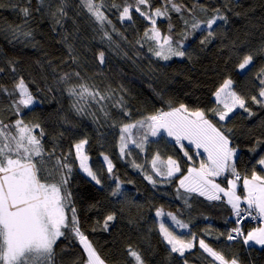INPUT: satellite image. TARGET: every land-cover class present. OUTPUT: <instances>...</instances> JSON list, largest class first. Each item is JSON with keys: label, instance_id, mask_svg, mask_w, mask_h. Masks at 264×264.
<instances>
[{"label": "trees", "instance_id": "obj_1", "mask_svg": "<svg viewBox=\"0 0 264 264\" xmlns=\"http://www.w3.org/2000/svg\"><path fill=\"white\" fill-rule=\"evenodd\" d=\"M102 2L101 11L111 21L103 26L82 0H44L42 7L39 0L30 3L0 0V69H3L0 89H7L0 90V121L12 124L23 119L29 126L41 125L45 150L54 149L56 157L67 156V162L72 165L66 185L71 193V205L76 209L81 232L104 264H136L129 249L136 251L144 264H219L200 248V239L227 260L236 258L239 264H264V249L245 246L242 240L227 239L237 225L224 197L209 201L182 189L177 192L179 179L187 174L188 167L199 166L200 160L205 159L202 155L196 156L193 149L190 152L193 161L189 162L175 141L165 134L149 136L143 150L128 142L126 154H120V129L124 124L181 104L191 105L204 111L208 119L227 132L231 147L237 150L234 164L241 178H251L253 171L264 175L258 163L264 158V106L251 100L252 96L258 97L260 74L264 70V0H175L182 6V12L170 11V19H158L157 26L163 35H171L174 47L183 43L186 55L169 60L149 51L156 46L144 39L150 24L139 13L133 9L131 21L119 19L125 0ZM93 3L99 4L101 0ZM163 3L164 0H151L153 8ZM23 7L31 9L27 18L20 11ZM215 9L231 21L220 37H209L210 42L201 44L200 40L209 31L205 29L197 31L195 37L183 39L193 22L203 24L215 14ZM19 26L30 31L31 36H14L13 29ZM101 52L103 63L99 59ZM248 54L253 60L242 73L238 64ZM20 78L38 103L30 108L21 106L18 116L13 106L18 93H10H14V84ZM226 79L233 81L234 91L245 99L251 116L240 108L225 121L214 116L212 109L223 108L216 103L214 93ZM80 85L107 98L97 103L90 97L80 100L69 95V88L79 91ZM74 104L83 106L84 111L78 113ZM145 131L133 128V139L139 141ZM85 138L86 154L101 180L100 185L91 181L75 159L73 146ZM156 154L162 160L169 156L178 160L181 172L169 180L156 176L151 166ZM104 156L113 163L112 174L107 171ZM146 174L157 183H149ZM226 174L217 181L227 187L233 177ZM59 178L55 176L56 180ZM117 184L121 194L113 196ZM240 194L243 195V188ZM157 210L165 215L157 217ZM168 213L188 227L176 230ZM108 215L115 219L105 229ZM161 223L180 238L192 241L193 247L184 256L170 251L171 246L159 230ZM244 227L247 233L259 226ZM64 232L54 247V264H86L87 255L79 239L70 229Z\"/></svg>", "mask_w": 264, "mask_h": 264}, {"label": "snow or ice", "instance_id": "obj_2", "mask_svg": "<svg viewBox=\"0 0 264 264\" xmlns=\"http://www.w3.org/2000/svg\"><path fill=\"white\" fill-rule=\"evenodd\" d=\"M39 2L42 7L44 0H39ZM82 3L101 26L105 22L111 24V21L101 11L102 0L99 4L93 3V0H82ZM113 7L119 6L113 4ZM133 9L150 24V28L144 32V39L154 42L156 47L149 48L154 56L169 60L173 57L183 58L186 55L184 44L179 43V46L174 47L171 35H163L157 26L158 19H170V11L181 13L183 10L181 5L175 3V0H164L161 7L153 8L151 0H133L132 3L125 0L123 8L120 10L119 19L122 22L131 21ZM20 11L25 18L31 15L29 7H23ZM214 11L215 14L203 24L200 21L193 22L190 26L191 31L185 33L183 39L187 40L189 36L195 37L197 31L206 29L209 31L204 39L200 40V43L210 42L209 37H214L215 33L212 29L217 21H227V17L221 14L219 9ZM187 24L188 21L185 20V25L187 26ZM168 27L170 32L172 25L169 24ZM13 35L29 37L31 32L24 31L23 26H19L17 29H13ZM107 35L105 33V36ZM108 38L110 39V37ZM99 59L101 63L104 62L103 52L99 54ZM252 60L251 54L244 55L238 64V69L243 73L251 65ZM77 75L79 74L77 73ZM259 83L261 87L258 97L252 96L251 100L255 104L264 106V70L260 74ZM232 84L231 79H226L214 93L216 103L223 105L222 109L211 110L219 121H225L237 108L243 109L249 116L253 114L246 107L245 99L232 90ZM0 90L7 91V89ZM68 91L69 95L78 96L80 100L90 97L99 103L107 98L98 91H91L85 85H80L79 91L76 88H69ZM16 93H18V97L13 106L16 115L19 116L21 106L30 108L35 103V99L23 78L14 84V93H10V95ZM73 107L78 113L84 111L83 106H78V104H74ZM137 127L146 129L139 141L134 140L132 136V129ZM37 129H39L38 133ZM120 132L121 156L126 154L125 149L128 147V142L134 143L137 148L143 150L148 137L159 136L161 132L166 133L175 141L189 162L193 161V156L190 155L193 148L198 157L202 153L206 154V159H201L198 167L194 164L188 167L187 174L179 179L177 192L179 193L180 189H183L186 193L198 194L209 201L221 200V194H223L226 203L231 206L232 213L237 218L238 225L228 233L227 239L232 241L239 237L242 238V243L245 246L256 245L264 249V226L255 227L247 233L239 227L243 220L248 218L259 219L264 223V175L253 171L251 178H241L234 164L237 150L230 146L231 141L227 132L208 119L204 111L189 110L184 104H181L169 111H158L135 123L124 124ZM44 136L45 132L39 124L29 126L23 119H17L12 124L0 121V264H54V247L60 237L65 235L64 229L66 228L70 229L79 239V243L87 254L86 264H104L87 237L81 232L75 207H69L71 193L67 190L66 185L72 165L67 162V156L56 157L54 149L52 152L45 150ZM184 141H187V145L192 148L186 147ZM87 143L88 140L85 138L74 144L75 159L79 162V168L91 178V181L100 185L101 180L88 163L89 157L85 153ZM71 154L69 152V155ZM104 161L107 163L108 173L112 174L114 167L112 161L108 156H104ZM258 163L264 169V158H260ZM134 166L140 167L136 164ZM151 166L155 175L164 180H169L181 172L180 163L171 156L162 160L160 155L156 154L151 161ZM225 173H230L233 177L228 181L227 188L215 181L216 177ZM56 175H59V180L55 179ZM145 179L153 185L157 183L151 175L146 174ZM241 180L243 196L237 193V182ZM120 194V186L117 184L112 195ZM185 202L187 203L186 198ZM242 204L247 207H242ZM69 211L72 214L70 222L67 215ZM164 215L162 210H157V217ZM167 215L178 228L188 227L171 213ZM114 219L113 215L106 217L105 229ZM159 230L164 241L171 246L172 253L184 256L185 251L193 247L192 241L180 238L174 234V231L165 227L164 223L160 224ZM199 246L219 264H239L236 258L227 260L203 239L199 240ZM129 254L135 259L136 264H144L136 251L129 249Z\"/></svg>", "mask_w": 264, "mask_h": 264}, {"label": "rangeland", "instance_id": "obj_3", "mask_svg": "<svg viewBox=\"0 0 264 264\" xmlns=\"http://www.w3.org/2000/svg\"><path fill=\"white\" fill-rule=\"evenodd\" d=\"M231 21L229 20V19H227V21H220V20H218L217 21V23L213 26V31H214V33H215V35H214V37L215 38H218V37H220V35L222 34V32H224V30H225V28H226V26H227V24L228 23H230ZM232 90H234L233 89V84H232ZM35 99V98H34ZM216 99V98H215ZM38 103V101L35 99V103L31 106V107H33L34 105H36ZM187 108H189V110H197L194 106H191V105H185ZM133 130V129H132ZM163 134H165V135H167L166 133H162L161 132V134L159 135V136H163ZM156 137H158V136H156ZM169 139H170V141H172V142H174V140H172L170 137H168ZM184 144H186V146H188V147H190V148H192V146H190V145H187V141H184L183 142ZM230 146H231V144H230ZM85 147H86V145H85ZM85 153H86V149H85ZM202 155H204L205 157H206V154H203L202 153ZM88 163H89V166H90V161H88ZM91 167V166H90ZM196 167H198V165H196ZM86 174V173H85ZM87 175V174H86ZM222 177V176H221ZM225 177V176H224ZM90 178V177H89ZM231 179H233V178H230L229 180H231ZM218 180V177H216L215 178V181L217 182V183H220L219 181H217ZM221 184V183H220ZM237 184H238V187H237V193L239 194V195H241L240 194V189L242 188V184L240 183V181H238L237 182ZM221 186L222 187H225V188H227L225 185H222L221 184ZM183 190V189H182ZM184 191V190H183ZM221 196L223 197V194H221ZM241 196H243V195H241ZM225 200H226V198H225ZM243 205V204H242ZM230 206V205H229ZM246 206V205H245ZM69 207H72V205L70 204L69 205ZM243 207V206H242ZM67 215H68V218H69V222L71 221V212L69 211L68 213H67ZM235 217V216H234ZM236 218V217H235ZM179 220V219H178ZM263 226H264V224H263ZM165 227H166V225H165ZM168 227V226H167ZM169 228V227H168ZM175 228H176V230H177V226H175ZM253 229V228H252ZM169 230H170V228H169ZM170 231H172V230H170ZM60 239H61V237H60ZM87 255V254H86Z\"/></svg>", "mask_w": 264, "mask_h": 264}, {"label": "built area", "instance_id": "obj_4", "mask_svg": "<svg viewBox=\"0 0 264 264\" xmlns=\"http://www.w3.org/2000/svg\"><path fill=\"white\" fill-rule=\"evenodd\" d=\"M236 220H237V218H235V221H236ZM236 225H237V223H236ZM246 225H248V226H252V225H255V226H262L263 223H262L259 219H255V220H253V219H251V218L244 219L243 222L239 225V227H241L245 233H246V229H245L244 226H246ZM237 226H238V225H237ZM237 226H236V227H237ZM240 240H242V238H239V237H238L236 240H233V241H240Z\"/></svg>", "mask_w": 264, "mask_h": 264}, {"label": "crops", "instance_id": "obj_5", "mask_svg": "<svg viewBox=\"0 0 264 264\" xmlns=\"http://www.w3.org/2000/svg\"><path fill=\"white\" fill-rule=\"evenodd\" d=\"M163 133V132H162ZM194 149V148H193ZM195 150V149H194ZM202 155V154H201ZM205 159H206V157L204 156V155H202ZM236 157H237V153H236V156L234 157V160L236 159ZM227 174L225 173L224 175H222V177H224V176H226ZM221 177V176H220ZM191 194H195V193H191ZM243 207H247V206H245V205H242Z\"/></svg>", "mask_w": 264, "mask_h": 264}]
</instances>
